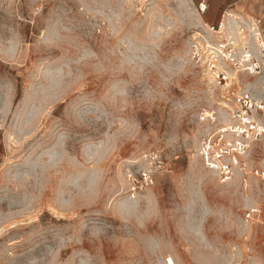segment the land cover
<instances>
[{
    "label": "rangeland",
    "instance_id": "1",
    "mask_svg": "<svg viewBox=\"0 0 264 264\" xmlns=\"http://www.w3.org/2000/svg\"><path fill=\"white\" fill-rule=\"evenodd\" d=\"M200 12L0 0V264H264V157L230 130L262 40Z\"/></svg>",
    "mask_w": 264,
    "mask_h": 264
},
{
    "label": "built area",
    "instance_id": "2",
    "mask_svg": "<svg viewBox=\"0 0 264 264\" xmlns=\"http://www.w3.org/2000/svg\"><path fill=\"white\" fill-rule=\"evenodd\" d=\"M200 10L204 11L205 5H199ZM240 19L233 17L234 23H239ZM243 21V20H242ZM245 22V21H244ZM255 26L256 24L253 23ZM207 27L214 31H224L226 29L225 22H220L217 25L207 24ZM257 28V26H256ZM257 34L262 40V56L261 63L253 62V68H250L255 73L264 74V36L257 28ZM249 56V55H247ZM235 109L231 111V117L234 125L230 127L232 133L237 136L243 137V143L240 149L243 151L248 150L253 143L260 144V151L264 157V89L262 95L258 96L251 92H245L236 96ZM225 174H230L229 166L224 167ZM256 175L264 181V168L256 170ZM152 172L142 174L139 182L136 184L139 188L144 185L153 183Z\"/></svg>",
    "mask_w": 264,
    "mask_h": 264
},
{
    "label": "crops",
    "instance_id": "3",
    "mask_svg": "<svg viewBox=\"0 0 264 264\" xmlns=\"http://www.w3.org/2000/svg\"><path fill=\"white\" fill-rule=\"evenodd\" d=\"M205 5L202 20L210 25L231 22L233 17L255 23L264 36V0H191Z\"/></svg>",
    "mask_w": 264,
    "mask_h": 264
},
{
    "label": "bare ground",
    "instance_id": "4",
    "mask_svg": "<svg viewBox=\"0 0 264 264\" xmlns=\"http://www.w3.org/2000/svg\"><path fill=\"white\" fill-rule=\"evenodd\" d=\"M213 57H215V56H213ZM228 107V106H227Z\"/></svg>",
    "mask_w": 264,
    "mask_h": 264
}]
</instances>
